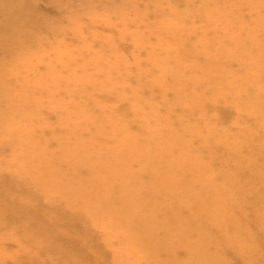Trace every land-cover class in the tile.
Instances as JSON below:
<instances>
[{
	"label": "bare ground",
	"instance_id": "obj_1",
	"mask_svg": "<svg viewBox=\"0 0 264 264\" xmlns=\"http://www.w3.org/2000/svg\"><path fill=\"white\" fill-rule=\"evenodd\" d=\"M44 1L0 0V264H264V0Z\"/></svg>",
	"mask_w": 264,
	"mask_h": 264
},
{
	"label": "rangeland",
	"instance_id": "obj_2",
	"mask_svg": "<svg viewBox=\"0 0 264 264\" xmlns=\"http://www.w3.org/2000/svg\"><path fill=\"white\" fill-rule=\"evenodd\" d=\"M262 1L263 0H259V1L256 0V1H254V3H252L249 6V8L246 9L245 12L246 13H251L254 8L260 7V4L262 3ZM41 2H42V4L44 6L47 5V3L44 0H41ZM141 3H140L141 6H145L146 5V2H141ZM213 7H215V6H213ZM215 8H217L216 10H218V8H220V7L216 6ZM173 10L176 11V12L181 11V10H179L178 7L173 8ZM51 11L54 13V11H57V10L55 8H53V9H51ZM218 11H221V9L218 10ZM130 14H132L133 17H134L133 11H130ZM96 18H98V16H93V15L92 16H89V17H87L86 23H89L91 21H94ZM113 19H115V15H114ZM110 25H112V24H110ZM176 25L177 26H180L181 25V26L184 27V25L181 22H179V21H173V22L162 21L160 23H154V24H152L151 27L145 26V27H142V28L141 27H136V25H134V26H130V25L129 26H126V25H123V27H118L117 28V31L118 32H122V34L116 33L115 35H112L109 32V33H105V35H103L102 37H98L97 35H92L90 37L82 36V35H79V36L78 35H74L72 38H78V45L77 46L80 47V48H82V47H87L88 44L91 43V41L93 39L94 40H97V41H98V39H100V40H107V39L110 40L111 39L113 41V43H118V44L119 43L120 44H122V43H124V44H131V46H133L137 42V40H135V38H145V37L150 38V37H153V38H156L155 40H156V44L158 46L157 48H159V49H164L165 48L166 50H169V49H171L172 42L170 41V39H165V38H185L186 37V34L183 35V33H187L186 30L183 33H182V31L181 32L179 31V34H175L172 31L170 32V29H168V27L169 26H176ZM210 25L212 27L214 26L213 28H215L216 30H218V27L220 26L219 24H217L215 22H210ZM76 29L77 28H72V29L69 28V31H71L72 33H76L77 32ZM220 29L223 31L222 32L223 35L226 36L225 38H236V33L233 32V31H231V30H229L228 28L223 27V26H220L219 31H220ZM160 30H167V31H169L170 32L169 33V37L168 36L167 37H161L158 34H156V32L157 31H160ZM53 31L63 32V31H68V28H66V26L59 25V26L54 27L53 28ZM152 35H154V36H152ZM124 36H125V38H124ZM115 39H117V40H115ZM66 43H69V41H67ZM105 43H103L102 45H105ZM70 47H71L70 49L73 48L72 46H70ZM149 47L150 46L143 47V49L144 48H147L148 50H146V51L149 52V51H151V49L149 50ZM96 49H98V47ZM115 53L112 54V60L113 61H116V59L120 60L122 58V55L123 54H117V55H115ZM117 53H119V52H117ZM92 56H93V54H92ZM118 83H119L118 84V87L121 88V89L123 87L127 86V85H131V82H129V81H124V82L123 81H120ZM250 113L255 114L256 111L255 110H251ZM4 122H5V120H0V124H3ZM68 123H69L68 121H63V125H66ZM52 126H53L52 124H49V127H52ZM23 129H26V127L25 126H22L20 128V131L23 130ZM0 138H9V136L8 135H5V134H2V135H0ZM51 170L53 171L54 169L51 168Z\"/></svg>",
	"mask_w": 264,
	"mask_h": 264
}]
</instances>
